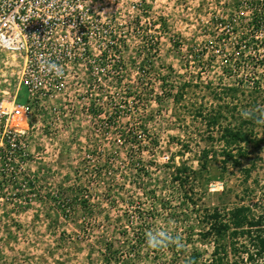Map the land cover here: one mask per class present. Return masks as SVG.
Instances as JSON below:
<instances>
[{"label": "rangeland", "instance_id": "374dc122", "mask_svg": "<svg viewBox=\"0 0 264 264\" xmlns=\"http://www.w3.org/2000/svg\"><path fill=\"white\" fill-rule=\"evenodd\" d=\"M92 6L91 71L43 102L19 137L28 155L0 160V264H206L223 246L224 264L248 258L251 237L234 248L201 233L215 209L229 224L239 206L264 228V142L225 149L223 138L252 129L241 123L264 100L251 89L264 85V0ZM6 55L0 103L19 86ZM261 110L253 134L264 139ZM240 147L257 156L249 175L224 163ZM160 231L153 248L148 234Z\"/></svg>", "mask_w": 264, "mask_h": 264}, {"label": "built area", "instance_id": "2783aa9c", "mask_svg": "<svg viewBox=\"0 0 264 264\" xmlns=\"http://www.w3.org/2000/svg\"><path fill=\"white\" fill-rule=\"evenodd\" d=\"M92 4L93 0H0V51L10 55L19 74L16 94L0 103V160L6 164L14 154L28 155L19 137L29 130L43 102L65 95L82 70L91 71Z\"/></svg>", "mask_w": 264, "mask_h": 264}, {"label": "trees", "instance_id": "16d2710c", "mask_svg": "<svg viewBox=\"0 0 264 264\" xmlns=\"http://www.w3.org/2000/svg\"><path fill=\"white\" fill-rule=\"evenodd\" d=\"M263 62V66H264V60H262ZM253 92H259V93H264V85H262L260 82H256V86H254V88H251ZM232 91H234V89H231ZM229 90V91H231ZM259 97H256V99H259ZM254 99V98H252ZM255 100V99H254ZM229 105H231L229 103ZM251 107L253 109H258L257 111H253L251 115H248V119L249 121H243L241 123L242 126H250L252 127L249 128L246 126V130L245 132H243L241 129L237 130L234 132L233 130L230 129H225L226 132L223 135V138L227 137L230 135V137L232 138V142L230 143L228 140H226V148L225 149H229V147L231 146V144L234 143H244L247 144L249 142L255 144V145H261L264 142L263 138H258V135H254L253 134V129L256 126L257 121L262 120L263 116L261 114V105H264V100L262 102V104H259V102L257 101H253L251 102ZM235 109H237V105L234 106ZM219 109H221L219 107ZM258 112V114H257ZM213 114H217L218 111L215 109L212 112ZM212 113L210 115H212ZM199 117H202V114L198 115ZM212 124H215V119L213 118V121L210 122V126L212 127ZM250 134V135H249ZM250 139V140H249ZM245 148V147H244ZM243 147L238 148L237 154L233 153V151H228L226 153V160L224 161V163L226 164L227 162L232 163L233 167L235 168H239L242 169L243 171L246 172L247 175H249L251 169L253 166H255V161H253L254 159L251 158V156H253L255 154V152H251L248 150H243ZM207 151L205 150V156H207ZM257 159V156L255 154V160ZM244 163L247 164L248 167H250L249 169L243 168L244 167ZM224 209H215L213 211V213L211 215L208 216V222H206L208 225V230L205 232L201 233V236H203L206 239H213L214 241H220L223 240L225 241L227 239V236L229 235V238L231 240V244L234 248H236L237 244H238V239L240 236H245L247 235V237H251V246L246 245L243 248L244 253H247L248 258L244 259L242 261H237L235 260L234 264H264V228L261 229V226L263 225H259L262 223V220H260V218H258L257 220H252L250 218L251 214L253 215L254 210L252 208H250L249 206H239L235 209H233L231 211V222L225 223L224 219L226 218L227 214H225V212H223ZM253 218L255 219V216H253ZM244 226H246V228L248 227V230L242 229ZM259 227V229H258ZM257 228L258 229V233L259 235H256L255 238L253 236V229ZM230 232V233H229ZM257 239V240H256ZM224 248H222L223 251V256H221V254H219L220 249H217V251H215V259L212 260L209 263L206 264H224L225 259H228L227 257V251L225 250V246H223ZM250 247H253V250L249 249ZM247 261V262H244ZM194 264L195 261H194Z\"/></svg>", "mask_w": 264, "mask_h": 264}, {"label": "clouds", "instance_id": "9594fccd", "mask_svg": "<svg viewBox=\"0 0 264 264\" xmlns=\"http://www.w3.org/2000/svg\"><path fill=\"white\" fill-rule=\"evenodd\" d=\"M51 67L55 68V65H51ZM166 239L167 235L163 231L148 234V244L153 248L160 246Z\"/></svg>", "mask_w": 264, "mask_h": 264}, {"label": "bare ground", "instance_id": "6f19581e", "mask_svg": "<svg viewBox=\"0 0 264 264\" xmlns=\"http://www.w3.org/2000/svg\"><path fill=\"white\" fill-rule=\"evenodd\" d=\"M1 52V51H0ZM4 54H7V53H4ZM9 54H7L6 56H8ZM9 58L11 59L10 55H9Z\"/></svg>", "mask_w": 264, "mask_h": 264}]
</instances>
